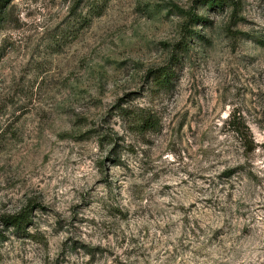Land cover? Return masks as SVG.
Listing matches in <instances>:
<instances>
[{
    "label": "rangeland",
    "instance_id": "obj_1",
    "mask_svg": "<svg viewBox=\"0 0 264 264\" xmlns=\"http://www.w3.org/2000/svg\"><path fill=\"white\" fill-rule=\"evenodd\" d=\"M7 1L0 264H264V0Z\"/></svg>",
    "mask_w": 264,
    "mask_h": 264
},
{
    "label": "trees",
    "instance_id": "obj_2",
    "mask_svg": "<svg viewBox=\"0 0 264 264\" xmlns=\"http://www.w3.org/2000/svg\"><path fill=\"white\" fill-rule=\"evenodd\" d=\"M7 2V0H0V24L4 20ZM106 2L107 0H93V3L88 6V11L77 17L75 16L74 19L79 20L80 25H88L91 20L101 12ZM200 4H203L211 9L220 8L225 3L223 0H202ZM186 16L188 17L189 26L191 27H194L200 22H206V18L194 13H186ZM184 31H187L188 37L199 36L198 33L192 31V29L184 28ZM185 45H187L186 42L182 43V46ZM172 67L173 63H171V65H165L164 67L150 71L152 85L155 86L157 89L169 88L172 84V79L174 78V69ZM125 113L129 114V122L137 131H151L154 130L158 125L155 116L146 109L138 108L130 112L125 111ZM28 216L29 212L25 210L16 214L0 215V226H3L5 228H13L16 230L23 229L24 225L28 222Z\"/></svg>",
    "mask_w": 264,
    "mask_h": 264
}]
</instances>
